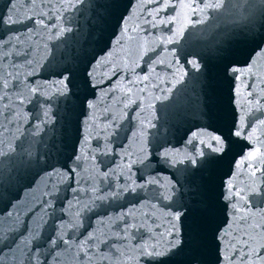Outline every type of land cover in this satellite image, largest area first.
I'll use <instances>...</instances> for the list:
<instances>
[{
  "label": "water",
  "instance_id": "water-1",
  "mask_svg": "<svg viewBox=\"0 0 264 264\" xmlns=\"http://www.w3.org/2000/svg\"><path fill=\"white\" fill-rule=\"evenodd\" d=\"M8 16L0 264H176L130 0H0Z\"/></svg>",
  "mask_w": 264,
  "mask_h": 264
},
{
  "label": "snow or ice",
  "instance_id": "snow-or-ice-1",
  "mask_svg": "<svg viewBox=\"0 0 264 264\" xmlns=\"http://www.w3.org/2000/svg\"><path fill=\"white\" fill-rule=\"evenodd\" d=\"M79 2H83V0H79ZM260 2L262 4H264V0H260ZM223 5V0H216L215 3L212 4H206L205 7H212V8H220ZM190 7V6H189ZM7 23H15V21L12 20L11 16H8L7 19H3L0 18V24H7ZM261 28H264V19L261 20V24H260ZM235 71V69H233ZM61 85V88L59 89L60 94H65L66 91H69V84L71 83L70 77L68 75H63L62 74V78L61 80L58 82ZM34 91V89H33ZM89 107H92L91 104L88 105ZM236 135H240L239 132L236 133ZM213 140H215L216 142V148L214 149L217 152H223L224 151V147H225V142L223 141V139L219 136H214L212 137ZM6 153L0 152V156L5 155ZM77 159H79V157H77ZM193 163H195V160L192 161ZM171 188H175V185H171ZM229 191L225 196L226 200L231 201L232 198L235 196L238 198V200L236 202L232 203V207L235 208L236 204L239 201H245L246 203V196H247V192H243L240 189H237L236 191H232V185L231 183H229ZM248 218H249V214L247 212H244L241 216H240V222L244 223V224H248ZM174 219L176 221L180 220V215H176L174 217ZM249 227H259L260 225H253V224H248ZM176 225L173 224V228H175ZM229 227H231V225H229ZM230 235V233H225V236ZM243 236H247L248 239H244ZM243 236L237 237V236H233L232 240L228 241V245L232 248L235 249L236 247V243H240L245 245L248 248V253L247 255L251 258L252 255H256L259 256V253L256 251V249H253L251 244L249 243L250 240L254 239L253 237L249 236L247 232H244ZM218 240H224L223 236H217ZM233 241H235V243H233ZM177 242H178V237H177ZM262 247H264V245H261ZM239 252L241 253V255L244 254V248H240ZM145 255H152V256H156V255H160V253L158 252H152V253H148L145 251L144 253ZM233 255H235V251L233 252ZM225 259H230L229 257H225Z\"/></svg>",
  "mask_w": 264,
  "mask_h": 264
}]
</instances>
